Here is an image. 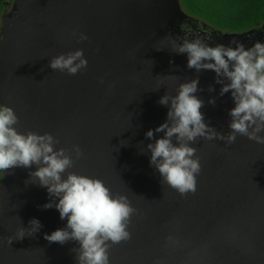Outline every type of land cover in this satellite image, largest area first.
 <instances>
[{
  "label": "water",
  "instance_id": "95a60500",
  "mask_svg": "<svg viewBox=\"0 0 264 264\" xmlns=\"http://www.w3.org/2000/svg\"><path fill=\"white\" fill-rule=\"evenodd\" d=\"M185 17L179 0H12L0 28V102L15 110L19 131L50 132L57 148L69 150L74 163L67 171L99 177L137 210L131 238L110 244V264H264V144L240 134L230 145L190 142L201 171L196 191L186 195L162 182L149 162L147 145L163 133L147 138L146 132L169 110L158 101L197 76L205 121L217 132L231 131V90L220 95L214 70L190 69L187 54L172 49V40L182 42L177 22ZM262 30H217L212 38L251 47L264 41V24ZM77 49L86 69L70 75L49 66ZM36 167L2 173L0 264H77V241L45 238L67 221L55 207H43L51 197L33 182ZM34 217L40 230L17 238ZM170 235L178 242L170 243Z\"/></svg>",
  "mask_w": 264,
  "mask_h": 264
},
{
  "label": "clouds",
  "instance_id": "9594fccd",
  "mask_svg": "<svg viewBox=\"0 0 264 264\" xmlns=\"http://www.w3.org/2000/svg\"><path fill=\"white\" fill-rule=\"evenodd\" d=\"M79 39L85 40L87 35L81 33ZM171 39L170 35L164 38ZM172 49L178 54H187L188 68L197 72L214 70L216 82L223 85L220 95L231 90L235 105L229 111L231 131L224 134L205 121L201 111L204 101L196 95L199 76L180 83L175 95L168 93L158 101L169 110L165 122L146 132L147 138L163 133L147 145L151 153L149 162L160 173L162 182L186 195L196 191L197 174L201 171L200 158L195 156L197 149L190 142L202 137L223 140L230 145L240 134L264 144V135H261L264 133V41L256 40L251 47L238 40L227 46L212 45L199 35L189 39L185 32L181 43L172 40ZM87 65L83 49L61 53L51 58L49 64L53 70L70 75L86 69ZM210 102L214 104L215 99ZM18 120L13 107L0 102V173L37 165L30 172L33 182L38 181L51 197L43 207H55L60 219L67 221L64 227L45 233V238L60 244L77 241L79 247L73 249L77 264H110V244L131 238L129 224L137 210L126 195L113 194L99 177L67 171L74 163L69 150L57 148L58 140L50 132L19 131ZM73 151L77 157L83 155L79 145H74ZM29 224L28 229L20 228L17 238L22 239L26 233L32 235L42 227L35 217ZM167 239L170 243L178 242L171 235Z\"/></svg>",
  "mask_w": 264,
  "mask_h": 264
},
{
  "label": "trees",
  "instance_id": "16d2710c",
  "mask_svg": "<svg viewBox=\"0 0 264 264\" xmlns=\"http://www.w3.org/2000/svg\"><path fill=\"white\" fill-rule=\"evenodd\" d=\"M183 11L215 28L244 32L264 24V0H179ZM12 0H0V28ZM3 174L0 173V181Z\"/></svg>",
  "mask_w": 264,
  "mask_h": 264
},
{
  "label": "flooded vegetation",
  "instance_id": "af4514ba",
  "mask_svg": "<svg viewBox=\"0 0 264 264\" xmlns=\"http://www.w3.org/2000/svg\"><path fill=\"white\" fill-rule=\"evenodd\" d=\"M183 12L187 15V17L178 20L177 37L182 40V38L185 36V32H187L189 39H194L196 35H199L212 45L218 43L212 37L215 35V31L221 29L213 27L203 19L191 18L189 14H187L185 11ZM258 29L260 30V32L263 31L262 26ZM209 33H211V39H209Z\"/></svg>",
  "mask_w": 264,
  "mask_h": 264
}]
</instances>
